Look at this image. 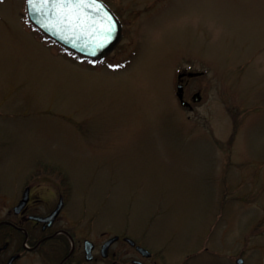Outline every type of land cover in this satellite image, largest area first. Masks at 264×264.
I'll return each instance as SVG.
<instances>
[{
  "label": "rangeland",
  "instance_id": "rangeland-1",
  "mask_svg": "<svg viewBox=\"0 0 264 264\" xmlns=\"http://www.w3.org/2000/svg\"><path fill=\"white\" fill-rule=\"evenodd\" d=\"M101 1L123 36L97 65L0 0L5 184L51 165L87 228L127 229L157 264H264V0ZM181 71L203 73L191 110Z\"/></svg>",
  "mask_w": 264,
  "mask_h": 264
},
{
  "label": "flooded vegetation",
  "instance_id": "flooded-vegetation-1",
  "mask_svg": "<svg viewBox=\"0 0 264 264\" xmlns=\"http://www.w3.org/2000/svg\"><path fill=\"white\" fill-rule=\"evenodd\" d=\"M4 174L0 168V264H157L127 229L87 228L69 182L51 165L36 164L8 185Z\"/></svg>",
  "mask_w": 264,
  "mask_h": 264
},
{
  "label": "water",
  "instance_id": "water-1",
  "mask_svg": "<svg viewBox=\"0 0 264 264\" xmlns=\"http://www.w3.org/2000/svg\"><path fill=\"white\" fill-rule=\"evenodd\" d=\"M85 2L91 6L74 9L71 22L67 9L55 7L52 0H27V13L30 20L51 38L84 56L101 58L118 42L121 26L101 1ZM193 75L189 73V76ZM177 96L182 106L188 105L183 100L182 85L177 87ZM193 100L199 101L200 95L195 94Z\"/></svg>",
  "mask_w": 264,
  "mask_h": 264
},
{
  "label": "snow or ice",
  "instance_id": "snow-or-ice-1",
  "mask_svg": "<svg viewBox=\"0 0 264 264\" xmlns=\"http://www.w3.org/2000/svg\"><path fill=\"white\" fill-rule=\"evenodd\" d=\"M52 3L57 8L67 9V12L69 14V22H71V14L73 13L74 9L84 6H91V5H87L85 0H52ZM92 3L94 4L95 0H92Z\"/></svg>",
  "mask_w": 264,
  "mask_h": 264
}]
</instances>
